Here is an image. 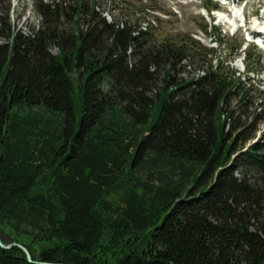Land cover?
Listing matches in <instances>:
<instances>
[{
	"label": "trees",
	"instance_id": "trees-1",
	"mask_svg": "<svg viewBox=\"0 0 264 264\" xmlns=\"http://www.w3.org/2000/svg\"><path fill=\"white\" fill-rule=\"evenodd\" d=\"M6 1L2 241L48 264H264V138L245 146L252 89L216 51L154 46L142 15L109 22L96 0H35L44 26L23 33ZM0 264L38 263L0 246Z\"/></svg>",
	"mask_w": 264,
	"mask_h": 264
},
{
	"label": "rangeland",
	"instance_id": "rangeland-1",
	"mask_svg": "<svg viewBox=\"0 0 264 264\" xmlns=\"http://www.w3.org/2000/svg\"><path fill=\"white\" fill-rule=\"evenodd\" d=\"M45 2L56 1L68 8L74 0H44ZM90 1V0H88ZM97 12L106 17L111 22L114 17L123 20L127 16H143L151 30V44L158 46L164 42L182 41L183 39L196 40L202 47L216 51L218 59L223 62V70L235 74L237 82L242 86L252 89V99L248 108L249 112L255 110L256 122L248 130L253 132L252 137L245 146L251 145L264 138V47L253 41L249 28L257 25V21H263L264 0H239L231 2L228 9L235 8L239 13L237 24L241 26L235 33L228 28L223 20L218 17V13H211L207 5L219 0H96ZM93 4V1H91ZM222 3V1L220 2ZM12 24L23 33L37 32L44 26V18L38 12L35 0H10ZM7 1L0 0V16L6 9ZM224 6V5H223ZM220 6V7H223ZM247 14L246 20L242 14ZM4 16V15H3ZM126 16V17H125ZM239 21V22H238ZM242 21V22H241ZM62 22L67 26L71 20L64 15ZM144 24V23H143ZM212 27L206 33L202 30V25ZM144 26V25H143ZM264 25H260L261 31ZM1 28V22H0ZM249 31H248V30ZM6 40L0 36V43ZM233 46H238L237 49ZM53 54L59 52L57 46L51 48ZM255 54V59L249 54ZM204 54V53H202ZM199 56H203L198 53ZM208 59L213 58L207 55ZM217 59L214 57L215 64ZM192 57L184 60L185 68L191 74H203V71L196 70L200 66ZM192 63V64H191ZM188 64H191L188 65ZM200 64V63H199ZM187 74V73H186ZM185 74V75H186ZM187 76V75H186ZM77 107L79 104L77 102ZM14 243V242H13Z\"/></svg>",
	"mask_w": 264,
	"mask_h": 264
},
{
	"label": "water",
	"instance_id": "water-1",
	"mask_svg": "<svg viewBox=\"0 0 264 264\" xmlns=\"http://www.w3.org/2000/svg\"><path fill=\"white\" fill-rule=\"evenodd\" d=\"M0 246H2V247L5 248V249H7V248H11V247H13V246H18V247L22 248V249L25 251V253H26V255H27V258H28V260H29L30 262H35V263H38V264H48V263H46V262L34 261V260L32 259L31 253H30V251L28 250V248H26L25 246H23L22 244H20V243H18V242H14V243H11V244H5V243L2 241V239L0 238Z\"/></svg>",
	"mask_w": 264,
	"mask_h": 264
},
{
	"label": "bare ground",
	"instance_id": "bare-ground-1",
	"mask_svg": "<svg viewBox=\"0 0 264 264\" xmlns=\"http://www.w3.org/2000/svg\"><path fill=\"white\" fill-rule=\"evenodd\" d=\"M234 1H236V2H238V0H234ZM262 19H263V21H261V22H256L257 23V25H255L253 28H249V30H250V35L251 36H253V37H258V36H261V37H264V26H263V28L261 29V31H258V28L260 27V25H264V16L262 17ZM222 20V19H221ZM223 21H224V19H223ZM239 22V21H238ZM242 22V21H241ZM144 25V26H143ZM145 26H147V25H145V23L144 24H142V28L143 29H146V27ZM148 29V28H147ZM264 42V41H263Z\"/></svg>",
	"mask_w": 264,
	"mask_h": 264
}]
</instances>
